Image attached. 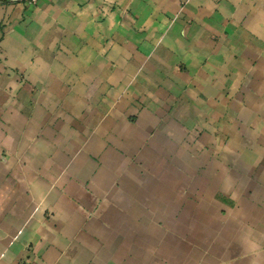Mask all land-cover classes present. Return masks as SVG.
<instances>
[{"label":"crops","instance_id":"1","mask_svg":"<svg viewBox=\"0 0 264 264\" xmlns=\"http://www.w3.org/2000/svg\"><path fill=\"white\" fill-rule=\"evenodd\" d=\"M0 264H264V0H0Z\"/></svg>","mask_w":264,"mask_h":264},{"label":"built area","instance_id":"2","mask_svg":"<svg viewBox=\"0 0 264 264\" xmlns=\"http://www.w3.org/2000/svg\"><path fill=\"white\" fill-rule=\"evenodd\" d=\"M21 2L30 4V5H34L37 3L38 0H20Z\"/></svg>","mask_w":264,"mask_h":264},{"label":"rangeland","instance_id":"3","mask_svg":"<svg viewBox=\"0 0 264 264\" xmlns=\"http://www.w3.org/2000/svg\"><path fill=\"white\" fill-rule=\"evenodd\" d=\"M103 2L107 1V0H102Z\"/></svg>","mask_w":264,"mask_h":264}]
</instances>
